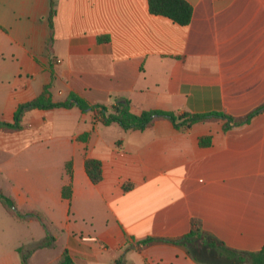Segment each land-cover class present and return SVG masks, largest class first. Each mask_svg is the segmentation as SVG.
<instances>
[{
    "label": "crops",
    "instance_id": "crops-1",
    "mask_svg": "<svg viewBox=\"0 0 264 264\" xmlns=\"http://www.w3.org/2000/svg\"><path fill=\"white\" fill-rule=\"evenodd\" d=\"M186 1L188 26L152 15L148 0H0V122L46 87L54 102L244 120L264 106V0ZM22 125L0 130V191L40 219L0 203V264H23L19 250L29 264H58L65 250L75 264H228L199 241L173 243L191 232L264 249V111L241 126L159 119L124 132L74 107L30 111ZM87 159L102 163L98 185ZM47 232L55 245L38 249Z\"/></svg>",
    "mask_w": 264,
    "mask_h": 264
},
{
    "label": "trees",
    "instance_id": "trees-1",
    "mask_svg": "<svg viewBox=\"0 0 264 264\" xmlns=\"http://www.w3.org/2000/svg\"><path fill=\"white\" fill-rule=\"evenodd\" d=\"M149 11L154 16L165 17L179 26L190 25L193 18V8L186 0H148ZM52 7L51 16L54 15ZM100 41H108L107 37L100 38ZM77 107L82 112H93L96 115L97 121L104 126L118 125L124 132L132 131H145L153 127L154 123L159 119H166L172 122L176 128H191L198 123L209 122L212 120L225 118L229 123L241 126L244 123H248L253 117L264 111V106L257 109L244 120H235L233 117L224 114H212V115H192L181 114L177 115L172 112H164L160 110L144 111L141 115H135L131 112V103L129 100L118 101L117 104L107 107L104 105H91L82 98L72 94L65 101L54 102L50 93V87H46L43 93L36 99L20 105L14 115L13 123L0 122V130L4 132H19L24 129L22 125L23 118L26 113L33 110H52V109H71ZM88 135L81 138L86 142ZM202 146H209L210 138H203L200 140ZM86 172L93 184L98 185L103 180L102 163L99 160L87 159L85 163ZM66 171L68 176L73 177V163L68 162L66 164ZM125 191L132 189L131 184H125L123 186ZM64 199L71 200L73 196V184L72 181L65 186L62 190ZM0 203L4 209L14 218L25 221L28 219H40L35 214L20 213L11 198L0 191ZM199 241L201 246L209 250H214L218 256L224 257L228 264H264V249L258 253H244L232 250L226 247L224 244L217 242L216 240L209 238L198 232H191L184 238L173 242L176 245L189 246L192 242ZM56 239L46 234L45 240L38 247L48 248L55 245ZM154 242L153 238H148L139 242L140 248H143L150 243ZM22 255V263L29 264L30 254H23L22 250H19ZM58 264H75L69 251L65 250L60 262ZM116 264H128L124 261L123 257L116 260Z\"/></svg>",
    "mask_w": 264,
    "mask_h": 264
},
{
    "label": "rangeland",
    "instance_id": "rangeland-1",
    "mask_svg": "<svg viewBox=\"0 0 264 264\" xmlns=\"http://www.w3.org/2000/svg\"><path fill=\"white\" fill-rule=\"evenodd\" d=\"M0 206H1V205H0ZM2 209H3V208H2ZM2 209H1V210H2ZM0 212H1V211H0ZM2 212H5V211H4V209H3V211H2ZM17 233L19 234V232L17 231V229H15V228H12V234L14 235V234H17ZM18 234H17V235H18ZM17 235H16V237H17ZM42 259H45V257H44V258H42Z\"/></svg>",
    "mask_w": 264,
    "mask_h": 264
}]
</instances>
